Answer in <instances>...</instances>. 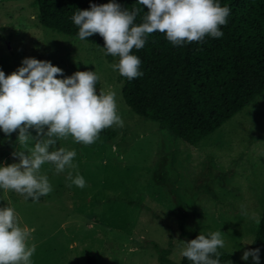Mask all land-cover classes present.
I'll return each mask as SVG.
<instances>
[{"label": "rangeland", "instance_id": "obj_1", "mask_svg": "<svg viewBox=\"0 0 264 264\" xmlns=\"http://www.w3.org/2000/svg\"><path fill=\"white\" fill-rule=\"evenodd\" d=\"M105 52L43 25L35 0H0V70L6 76L25 58L50 61L63 70L58 79L96 71L97 94L115 91L124 120L122 128L109 127L113 136L100 133L92 145L71 136L58 140L57 147L76 152V167L57 174L54 164H43L40 173L53 191L38 202L0 188V209L13 207L30 230L32 264H177L192 229L223 232L229 261L246 262L242 256L264 210V93L189 146L127 105L119 71L111 67L118 57ZM18 135L0 129V167L20 162L13 152L34 147V140L20 146ZM69 172L82 175L86 187H68Z\"/></svg>", "mask_w": 264, "mask_h": 264}, {"label": "clouds", "instance_id": "obj_2", "mask_svg": "<svg viewBox=\"0 0 264 264\" xmlns=\"http://www.w3.org/2000/svg\"><path fill=\"white\" fill-rule=\"evenodd\" d=\"M138 3L149 10L138 25L134 21L140 9H122L115 0L92 4L90 10H78L72 17L80 40L97 33L103 37L105 54L119 57V62L111 67L128 80L143 76L140 58L130 53L145 46L148 34L165 33L175 46L203 42L206 36L220 38L221 26L227 24L231 11L217 0H138ZM63 75V70L50 61L36 58H25L10 75L0 70V129L7 136L18 130L20 146L35 141L33 148L13 152L19 163L0 167V188L14 190L34 202L53 191L47 175L40 173L43 164H54L57 174L66 167H76L73 164L76 152L57 147L58 140L71 136L77 143L92 145L102 130L124 126L115 91L106 93L101 88L97 94L96 71H77L70 77L57 78ZM30 129L36 131L35 137ZM67 179L68 187L73 184L81 189L86 187L84 177L78 173L73 177L69 172ZM30 234L28 228L21 227L13 207L0 209V264H32L36 245H28ZM222 235L221 231L208 235L201 232L196 239L183 242L186 247L181 255L193 264H221L217 250L224 247ZM259 253V248L247 250L242 259L247 261L251 256L254 264H259ZM213 255L215 259L211 258Z\"/></svg>", "mask_w": 264, "mask_h": 264}, {"label": "trees", "instance_id": "obj_3", "mask_svg": "<svg viewBox=\"0 0 264 264\" xmlns=\"http://www.w3.org/2000/svg\"><path fill=\"white\" fill-rule=\"evenodd\" d=\"M35 2L43 25L78 37L79 29L72 20L73 15L78 10H90L92 4L103 5L111 0ZM115 2L128 11L140 9L134 21L136 25L143 22V16L149 11L138 0ZM217 2L231 10L227 24L221 26L222 37L206 36L203 42L175 46L166 39L165 33L148 34L145 46L140 50L134 48L130 53L140 58L143 76L128 80L119 73L127 105L137 114L170 129L189 146L198 145L206 136L224 127L264 93V0ZM86 40L105 46L98 33ZM114 134L109 128L101 131L104 136ZM201 232L192 229L188 242ZM256 248L260 249V263L264 256V210L249 250ZM217 251L221 254V264H226L231 258L230 252L224 248ZM177 264L193 262L182 256ZM238 264L254 262L249 256L246 262Z\"/></svg>", "mask_w": 264, "mask_h": 264}]
</instances>
